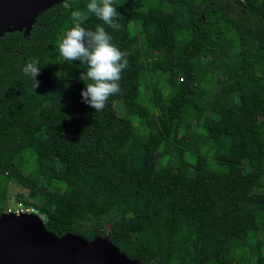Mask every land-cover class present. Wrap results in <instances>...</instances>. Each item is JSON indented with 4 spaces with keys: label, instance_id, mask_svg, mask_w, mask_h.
<instances>
[{
    "label": "trees",
    "instance_id": "trees-1",
    "mask_svg": "<svg viewBox=\"0 0 264 264\" xmlns=\"http://www.w3.org/2000/svg\"><path fill=\"white\" fill-rule=\"evenodd\" d=\"M88 3L65 0L0 37V178L42 199L17 197L49 233L100 238L136 264H264V208H246L264 205V0H112L120 30ZM74 10L131 53L99 112L81 95L87 65L59 50ZM33 58L35 89L22 72ZM145 71L162 80L148 98ZM125 98L130 115L116 111ZM7 189L0 181V215Z\"/></svg>",
    "mask_w": 264,
    "mask_h": 264
},
{
    "label": "water",
    "instance_id": "water-1",
    "mask_svg": "<svg viewBox=\"0 0 264 264\" xmlns=\"http://www.w3.org/2000/svg\"><path fill=\"white\" fill-rule=\"evenodd\" d=\"M65 0H0V37L28 31L38 16ZM42 8V9H41ZM41 9V10H40ZM12 29V30H11ZM0 264H136L105 240L46 231L36 215H0Z\"/></svg>",
    "mask_w": 264,
    "mask_h": 264
},
{
    "label": "clouds",
    "instance_id": "clouds-1",
    "mask_svg": "<svg viewBox=\"0 0 264 264\" xmlns=\"http://www.w3.org/2000/svg\"><path fill=\"white\" fill-rule=\"evenodd\" d=\"M87 13L94 14L114 30L122 28L115 19L118 12L112 0H90ZM87 13L80 10L71 12L73 26L62 39L59 50L66 60L87 65V71L80 76L86 83L81 95L85 104L99 112L105 108L110 96L121 92V73L128 68L127 57L131 53L121 51L113 44L112 37L104 26L97 25L95 30L83 27V23L88 19ZM38 65L39 60L33 58L22 66L23 74L30 76L34 81V89L40 86L36 79L41 69Z\"/></svg>",
    "mask_w": 264,
    "mask_h": 264
},
{
    "label": "rangeland",
    "instance_id": "rangeland-1",
    "mask_svg": "<svg viewBox=\"0 0 264 264\" xmlns=\"http://www.w3.org/2000/svg\"><path fill=\"white\" fill-rule=\"evenodd\" d=\"M161 23L169 30L173 29L177 23L175 21L173 22H167V17L164 16L161 19ZM12 30V29H11ZM215 43L221 48V50L228 56L230 57L231 55V51L228 49V44L222 42L220 39L215 40ZM165 64V59L161 58L157 60V66H162ZM142 83L145 86V90H144V94L145 96L148 98L151 96V92H150V88L153 85V83H161V77L159 76V74H154L153 77H151L149 75V73H147L145 71V73H143L142 76ZM200 96L202 95V93L199 94ZM115 107H116V111L118 114L120 115H130L133 113V109L129 103V99L125 98L123 101H119L115 103ZM252 144L250 142L246 143L244 145H240L239 147V154L241 157H247L249 155L250 152H252L253 148H252ZM18 165L20 166L21 163L18 162ZM181 172L183 174L186 173V166L182 165L181 166ZM176 178L179 179V176L176 175ZM0 181H5L8 185V189H7V195H6V206L5 208H9L11 209V211H15V209H17L18 207V200L17 197L21 196L23 198H25L27 200L28 203L32 204V205H36L38 208H40V203H42V199H33L30 198V196L27 193V190L17 186L15 183L11 182V181H7L3 178H0ZM220 183H214L213 187L215 190H219L220 189ZM40 206V207H39ZM47 206L51 207L52 204L49 203L47 204ZM247 210L252 211V212H260L263 208L264 205H258L255 207H248L246 206ZM39 211V210H38ZM4 215H12L11 213H6V209H4L3 212ZM15 215V214H14ZM17 216V215H15ZM261 237L262 240L264 242V228H262L261 230ZM138 239L140 242L144 243L147 241H150L151 239H153V236L150 233H142L138 235ZM263 254H264V249H263ZM232 262V261H230Z\"/></svg>",
    "mask_w": 264,
    "mask_h": 264
},
{
    "label": "built area",
    "instance_id": "built-area-1",
    "mask_svg": "<svg viewBox=\"0 0 264 264\" xmlns=\"http://www.w3.org/2000/svg\"><path fill=\"white\" fill-rule=\"evenodd\" d=\"M6 213H11L12 215H36L42 222H44V215L41 214L39 211L33 209V208H27V207H24V205L22 203H19L18 202V207L17 209H15V211H11V209L7 208L6 209Z\"/></svg>",
    "mask_w": 264,
    "mask_h": 264
},
{
    "label": "bare ground",
    "instance_id": "bare-ground-1",
    "mask_svg": "<svg viewBox=\"0 0 264 264\" xmlns=\"http://www.w3.org/2000/svg\"><path fill=\"white\" fill-rule=\"evenodd\" d=\"M41 9H42V8H41ZM41 9H40V10H41Z\"/></svg>",
    "mask_w": 264,
    "mask_h": 264
}]
</instances>
